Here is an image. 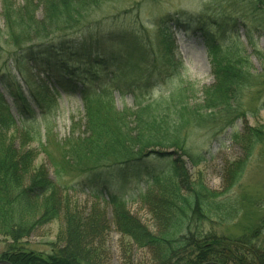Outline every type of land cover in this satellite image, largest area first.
<instances>
[{
	"label": "trees",
	"instance_id": "trees-1",
	"mask_svg": "<svg viewBox=\"0 0 264 264\" xmlns=\"http://www.w3.org/2000/svg\"><path fill=\"white\" fill-rule=\"evenodd\" d=\"M102 2L22 0L19 4L17 0H1L0 16L8 44L16 49V62L25 60L41 68L61 65V74L72 67L85 65L90 67L94 76L97 74L94 69L105 65L114 64L120 69L129 65L136 55L140 56L137 62L146 59L147 52L140 47L138 40H134V52L129 56L120 52L124 37L117 41V50L106 48L102 53L92 52L78 40L71 41L67 32L80 28L88 13L99 8ZM38 10L43 14L40 19L36 16ZM171 22L173 20L169 18L168 23ZM198 31L204 39L214 78L210 87L201 90L199 103L191 85L180 87L160 102L146 100L138 102L134 109L119 112L114 106L112 92L89 93V89L84 88L85 132L67 140L61 152L65 158L70 157L72 163L89 157L86 164L74 163L78 168L77 176L89 175L102 183L147 179L148 189L139 200L160 225V232L151 234L124 211L116 214L114 222L122 235L130 237L138 247L151 251L154 264H264V245L261 238L258 239L264 231V223L246 228L240 236H219L214 227L234 223L239 209L231 208L229 199L221 200L223 193L209 190L201 179L192 181L183 159L185 157L195 165L198 162L186 149L188 128L213 127L222 133L251 113V109L244 108L242 96L247 89L254 87L250 62L238 50L223 47L210 27L201 25ZM108 57L116 58V62ZM93 59H101L103 63L94 64ZM136 69L140 74L143 72V68ZM152 76L149 75V81ZM114 81L110 79L111 84ZM6 85L21 115V122L34 121L36 113L22 88L15 83ZM134 90L132 93L137 101ZM33 96L38 106L46 105L47 98ZM16 130L14 115L9 113L4 102L0 103V236L12 240L9 254L2 260L10 264H98L97 255L95 257L88 249L89 240L95 236L91 229L95 233L100 230V224H97L100 221L97 220L83 225L78 219L67 216V229L62 236L63 239L66 235V240H61L62 247L46 255L48 259L43 253L25 250L22 240L27 239L45 217H54L56 203L53 194L57 193V188L49 180L45 168L34 169L37 153L22 151L15 146L11 133ZM245 130L243 135H233L245 155L244 160L231 163L226 169L230 178L226 180L224 191H230L242 178L246 161L264 145V126L246 127ZM26 133L30 135L31 131ZM171 149L177 152V157L164 153ZM151 158L153 162L166 164L163 168H156L150 164ZM56 173L60 176L59 172ZM38 204L43 206L40 220H36ZM112 204L118 208L125 202L115 197ZM214 219L219 223L215 225ZM206 224H210L209 230H206ZM87 225L91 226L89 230L85 227Z\"/></svg>",
	"mask_w": 264,
	"mask_h": 264
},
{
	"label": "rangeland",
	"instance_id": "rangeland-1",
	"mask_svg": "<svg viewBox=\"0 0 264 264\" xmlns=\"http://www.w3.org/2000/svg\"><path fill=\"white\" fill-rule=\"evenodd\" d=\"M17 2L21 4L22 0ZM42 15V11L36 12L38 19ZM169 18L173 22L168 23ZM201 25L210 27L223 47L238 50L250 62L254 87L247 89L242 96L244 108L251 109V113L222 133L213 127L188 128L186 149L198 162L195 165L189 159H183L192 181L201 179L209 190L223 193L221 200L229 199L231 208L239 209L234 223L214 227L219 236H240L246 228L264 223V145L246 161L242 178L230 191H224L226 180L230 178L226 169L231 163L244 160L245 155L233 135H243L246 127L264 126V0H103L99 8L88 13L80 28L67 32L71 41L78 40L92 52L102 53L106 48L117 50V41L124 37L121 53L129 56L134 52V40H138L148 57L137 62L140 56L136 55L127 68L122 66L119 69L114 64L96 68L94 76L90 67L85 65L72 67L61 74V65L41 68L25 60L16 62V49L8 44L0 16V103L7 105L17 122L18 130L12 131L11 137L20 150L37 153L34 169L45 168L49 180L57 188V195L53 194L56 203L54 217H45L34 232L22 240L26 251L43 253L48 259L46 255L62 247L61 240H66V235L63 239L62 236L69 216L83 225L100 221L97 223L100 224L98 233L91 229L95 236L89 240L88 248L95 257L97 255L98 264H154L151 251L138 247L130 237L122 235L114 222L116 214L124 211L151 234L160 232V225L139 200L148 189L147 179L102 183L89 175L77 176L78 168L74 163L86 164L89 157L72 163L70 157L65 158L61 147L67 140L85 132L84 88L89 89V93L112 92L114 106L119 112L134 109L138 102L146 100L160 102L180 87L191 85L199 103L201 90L214 83L205 42L198 31ZM108 58L116 62V58ZM91 62L99 64L102 60L93 59ZM139 67L143 68L141 74L136 69ZM149 75H153L150 81ZM110 79L115 80L113 84ZM6 83H15L22 88L36 113L34 121L21 122ZM34 94L47 98L48 104L38 106ZM27 131H31L30 135ZM164 153L177 157L173 149ZM152 160L150 164L156 168H163L166 164ZM113 197L125 205L116 208L110 203ZM38 207L36 220H40L43 214V206L38 204ZM213 223L216 225L219 221L214 219ZM85 227L89 230L91 226ZM205 227L209 230L211 226L206 224ZM260 238L264 245V231L259 234ZM10 244V238L0 236V260L9 254Z\"/></svg>",
	"mask_w": 264,
	"mask_h": 264
},
{
	"label": "water",
	"instance_id": "water-1",
	"mask_svg": "<svg viewBox=\"0 0 264 264\" xmlns=\"http://www.w3.org/2000/svg\"><path fill=\"white\" fill-rule=\"evenodd\" d=\"M0 264H10L7 261L0 260ZM206 264H218V263H206Z\"/></svg>",
	"mask_w": 264,
	"mask_h": 264
}]
</instances>
